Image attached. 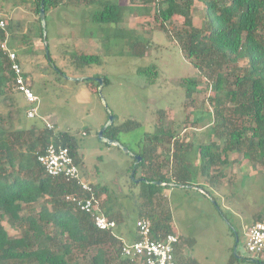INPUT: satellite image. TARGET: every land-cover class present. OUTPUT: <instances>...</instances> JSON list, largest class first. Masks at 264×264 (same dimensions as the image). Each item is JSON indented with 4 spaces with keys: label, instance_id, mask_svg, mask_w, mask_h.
<instances>
[{
    "label": "trees",
    "instance_id": "1",
    "mask_svg": "<svg viewBox=\"0 0 264 264\" xmlns=\"http://www.w3.org/2000/svg\"><path fill=\"white\" fill-rule=\"evenodd\" d=\"M3 1H0V9ZM71 1L67 0L66 3ZM130 1L135 3L140 0ZM197 1L203 6L201 27L193 21ZM62 2L65 1L32 0V11L38 16L43 43L40 8L42 5L45 8L47 27L48 12ZM143 2L157 4V16L163 29L175 17L183 19L180 26L172 27L173 36L186 59L210 82L212 96L209 100L214 105L212 113H202L194 121V124H198L213 118L208 136L210 140L211 137L214 139L197 146L198 167L193 166L195 146L180 142L176 138L178 133L163 125L158 126L154 133L145 135L143 143L147 146L134 154L141 157V162L135 166L134 158L130 170L136 169L135 178L140 171V179H143L138 183L140 192L134 196L137 218L149 220L152 237L162 239L175 232L172 213L163 195L169 186L157 185L158 182L173 183L176 187L183 185L184 188L198 186L207 191L204 186L198 185V177L201 176L209 185L219 184L214 181L224 174L214 172L232 162L228 158L230 154H236L254 166L264 162V0ZM122 12L123 8L116 3L103 4L100 10L92 14V22L99 29L118 25L123 19ZM18 30L19 27L12 20L8 22L6 30L0 32V45L6 41L14 50L19 39ZM125 39H128L130 47H134L129 35L124 34L116 41L124 43ZM25 41L26 37H21V43ZM22 51L24 49L21 48L16 53L22 57ZM70 59L76 69L101 63L100 55L80 51L71 53ZM244 61L247 67L241 68L240 64ZM49 62L53 65L51 60ZM54 69L58 79L67 75L56 66ZM138 73L151 83L157 76L152 66L139 68ZM29 74L25 71L24 76L28 77ZM14 78L11 63L0 49V264H142L122 256L124 242L114 229L99 230L90 215L67 201L68 196H85L76 183L46 174L38 156L49 144L68 148L75 163L81 167L83 161L79 155V145L75 136L67 131L50 130L37 119L25 121L28 105L16 91ZM88 81L99 86L95 78ZM187 82L185 87L189 94L198 83L195 79H188ZM162 119L160 117L159 122ZM138 127L136 122L118 127L112 125L104 132V137L121 143L119 134L122 129ZM164 145L171 157L158 152L159 146ZM166 168L168 171H163ZM131 183L137 185L134 181ZM92 186L99 199L103 194L109 195L110 199L108 187L99 184ZM208 193L212 196L209 190ZM108 201L106 206L102 203L101 211L118 226L123 218L112 211ZM262 218L264 207L253 216V223ZM4 222L19 228L21 236H10ZM138 239L137 235L134 241ZM252 262L262 263L259 260ZM182 264L196 262L187 257Z\"/></svg>",
    "mask_w": 264,
    "mask_h": 264
},
{
    "label": "rangeland",
    "instance_id": "2",
    "mask_svg": "<svg viewBox=\"0 0 264 264\" xmlns=\"http://www.w3.org/2000/svg\"><path fill=\"white\" fill-rule=\"evenodd\" d=\"M64 1L47 15L48 56L40 38L38 16L32 11V0H4L0 14L19 27L14 51L24 49L22 57L21 54L17 56L23 73L30 72L26 78L39 97V115L53 126L50 130L67 131L75 136L83 161L79 167L81 176L94 185L108 187L110 199L103 194L101 205L104 202L106 206L109 200L108 206L123 218L114 231L126 238L136 231L138 220L134 196L141 189L138 186L141 172L138 171L133 180L130 168L134 154L147 146L143 143L144 136L154 133L161 125L170 128L178 133L177 140L195 146L193 166L198 167L197 146L214 139L208 136L213 118L198 124L194 121L202 113L213 112L214 105L209 100L212 87L204 74L186 59L173 36L172 27L180 26L183 19L175 17L165 24V29L161 28L156 3L147 4L143 0L135 3L130 0ZM114 3L123 8L122 21L118 25L97 28L92 14L103 4ZM202 20L203 6L197 1L193 21L201 27ZM124 34L129 35L134 47L129 46L128 39L124 43L116 41ZM21 37H26L24 44ZM75 51L98 54L101 63L76 69L70 59ZM55 66L67 75L58 79L53 71ZM148 66L157 71L153 83L138 73L139 68ZM240 66L247 67V62ZM70 78L86 80L74 82ZM89 78L104 80L103 100L99 86L88 81ZM188 79L198 83L189 94L185 87ZM26 112L25 121H30ZM109 115L114 117L113 125L117 127L129 122L139 124L136 129H122L119 134L128 152L100 140L99 134ZM160 117H163L161 122ZM158 152L171 157L166 145L159 146ZM228 158L232 162L214 172L224 174L214 181L219 184L209 185L198 177V185L204 186L208 195L176 186H169L163 192L172 213L173 232L179 244L184 241L176 255L181 263L191 257L196 264H264V257L253 258L244 245L253 216L264 207V162L254 166L236 154ZM169 168L172 170L173 164ZM4 225L10 236H21L19 228H13L9 222ZM253 260L262 263H253Z\"/></svg>",
    "mask_w": 264,
    "mask_h": 264
},
{
    "label": "built area",
    "instance_id": "3",
    "mask_svg": "<svg viewBox=\"0 0 264 264\" xmlns=\"http://www.w3.org/2000/svg\"><path fill=\"white\" fill-rule=\"evenodd\" d=\"M7 25V20L0 14V32L5 31ZM0 49L11 63V70L15 77L14 87L28 105L27 118H39L48 129H53V126L39 115V97L34 93L29 81L24 76L17 53L8 46L6 41L0 45ZM38 161L48 176L62 177L80 187L81 192L85 194L84 197L72 195L66 199L74 204L79 211L90 215L99 230L107 231L117 227L115 221L107 219L102 213L101 200L96 196L92 184L85 181L81 176L80 168L75 163L68 148L51 143L38 156ZM136 233L139 237L138 241L133 244H124L123 257L132 261H140L142 264H181L176 256L179 245L178 236L168 234L162 239L153 238L152 225L147 219L136 222ZM244 245L253 258L264 257V218L248 227Z\"/></svg>",
    "mask_w": 264,
    "mask_h": 264
},
{
    "label": "water",
    "instance_id": "4",
    "mask_svg": "<svg viewBox=\"0 0 264 264\" xmlns=\"http://www.w3.org/2000/svg\"><path fill=\"white\" fill-rule=\"evenodd\" d=\"M40 20H41V24H42V27L44 28V46H45V49H46V53L48 54V43H47V33H46V15H45V8L44 6L42 5L41 8H40ZM70 80L74 81V82H77V81H83V80H86V79H77V78H70ZM96 82L99 84V95L101 96L102 100H103V96H102V88H103V84H104V80L103 79H96ZM114 123V117L112 115H109V119H108V122L107 124L105 125V127L103 128V130L100 132L99 134V138L101 141L111 145V146H115V147H118L120 149H123L125 150L126 152H128V150L117 140H109L107 138L104 137V132L110 127L112 126ZM135 159H136V162H135V166L139 164V162H141V157L140 156H135ZM135 168L133 169L132 171V178L133 180H135ZM143 179H139L138 182H141ZM157 185H160V186H175V184L173 183H170V184H164V183H161V182H158ZM180 188H184L183 185H180L179 186ZM187 188L189 189H193V190H198L206 195H208L207 193L204 192V190L200 187H197V186H187ZM233 232H234V235H235V238H236V242L239 241L238 239V236L237 234L235 233L234 229H233ZM237 252V246H235V250H234V253L236 254Z\"/></svg>",
    "mask_w": 264,
    "mask_h": 264
},
{
    "label": "crops",
    "instance_id": "5",
    "mask_svg": "<svg viewBox=\"0 0 264 264\" xmlns=\"http://www.w3.org/2000/svg\"><path fill=\"white\" fill-rule=\"evenodd\" d=\"M2 4V3H1ZM1 10V9H0ZM121 239L123 240L124 244H133L135 242H137L138 240L134 241L136 238H137V233L136 231L133 232L132 234L130 233V235L126 238H123L121 235H120ZM181 244L178 245L177 247V254L178 253V248L180 247ZM181 263V262H180ZM182 264V263H181Z\"/></svg>",
    "mask_w": 264,
    "mask_h": 264
},
{
    "label": "flooded vegetation",
    "instance_id": "6",
    "mask_svg": "<svg viewBox=\"0 0 264 264\" xmlns=\"http://www.w3.org/2000/svg\"><path fill=\"white\" fill-rule=\"evenodd\" d=\"M135 157V156H134ZM260 262H261V260H260Z\"/></svg>",
    "mask_w": 264,
    "mask_h": 264
}]
</instances>
